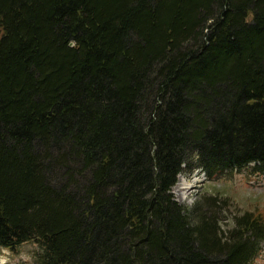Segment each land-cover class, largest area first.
Returning <instances> with one entry per match:
<instances>
[{
  "label": "trees",
  "instance_id": "obj_1",
  "mask_svg": "<svg viewBox=\"0 0 264 264\" xmlns=\"http://www.w3.org/2000/svg\"><path fill=\"white\" fill-rule=\"evenodd\" d=\"M264 177V0H0V248L36 264H253L196 170ZM220 208V207H219Z\"/></svg>",
  "mask_w": 264,
  "mask_h": 264
},
{
  "label": "rangeland",
  "instance_id": "obj_2",
  "mask_svg": "<svg viewBox=\"0 0 264 264\" xmlns=\"http://www.w3.org/2000/svg\"><path fill=\"white\" fill-rule=\"evenodd\" d=\"M172 189L174 199L181 205L193 207L201 198H217L218 218L225 229L234 224V218L245 212L264 213V177L251 176L246 168L225 172L214 179L196 170L191 174H182ZM184 191L181 199L177 186ZM42 249L34 243H26L15 251L0 248V264H36ZM253 264H264V243L262 252Z\"/></svg>",
  "mask_w": 264,
  "mask_h": 264
},
{
  "label": "bare ground",
  "instance_id": "obj_3",
  "mask_svg": "<svg viewBox=\"0 0 264 264\" xmlns=\"http://www.w3.org/2000/svg\"><path fill=\"white\" fill-rule=\"evenodd\" d=\"M179 177H181V176H179ZM182 185H184V184H180V185L177 186V191H178V193L180 194V198H181V199L185 196L184 191L186 190L185 188L182 189V188L180 187V186H182Z\"/></svg>",
  "mask_w": 264,
  "mask_h": 264
}]
</instances>
